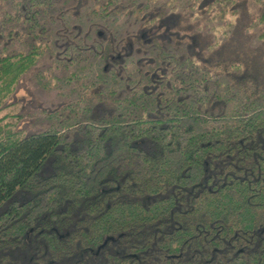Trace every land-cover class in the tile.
Here are the masks:
<instances>
[{"label":"trees","instance_id":"trees-1","mask_svg":"<svg viewBox=\"0 0 264 264\" xmlns=\"http://www.w3.org/2000/svg\"><path fill=\"white\" fill-rule=\"evenodd\" d=\"M24 246L264 264V0H0V251Z\"/></svg>","mask_w":264,"mask_h":264},{"label":"rangeland","instance_id":"rangeland-1","mask_svg":"<svg viewBox=\"0 0 264 264\" xmlns=\"http://www.w3.org/2000/svg\"><path fill=\"white\" fill-rule=\"evenodd\" d=\"M26 93L22 91L21 95H25ZM22 106V103H17L12 105L8 110L4 111L2 114L6 112L14 113L18 111V109ZM9 121L14 122L15 119L13 117L8 118ZM38 256L34 255L32 251V246H24V248L20 250L16 249H6L0 251V264H48L43 261L36 260Z\"/></svg>","mask_w":264,"mask_h":264}]
</instances>
